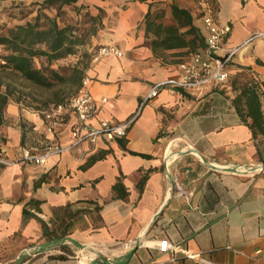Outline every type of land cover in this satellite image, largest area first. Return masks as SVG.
<instances>
[{
  "label": "crops",
  "instance_id": "1",
  "mask_svg": "<svg viewBox=\"0 0 264 264\" xmlns=\"http://www.w3.org/2000/svg\"><path fill=\"white\" fill-rule=\"evenodd\" d=\"M81 2L98 20L81 51L113 46L122 53L87 63L98 117L127 121L153 85L178 77L181 63L202 55L204 16L230 29L220 55L238 48L226 65V88L208 82L159 90L123 138L94 146L72 144L69 110L49 133L45 108L9 100L0 126V153L11 161L0 166V264L61 239L20 264L115 263L136 243L126 264H264V134L253 135L242 101L235 103L244 85L255 84L264 115V0ZM173 5L190 13L202 36L196 52L151 45L156 36L145 32V15L155 25H174ZM79 53L58 63L74 65ZM48 144L65 150L43 165L21 160V148L41 153Z\"/></svg>",
  "mask_w": 264,
  "mask_h": 264
},
{
  "label": "trees",
  "instance_id": "2",
  "mask_svg": "<svg viewBox=\"0 0 264 264\" xmlns=\"http://www.w3.org/2000/svg\"><path fill=\"white\" fill-rule=\"evenodd\" d=\"M32 5L30 11H25L20 4L15 5L8 10V21L0 19V88H3L0 89V126L8 101L14 98L22 101L21 95L16 96L18 91L10 80L16 79L28 87L48 92L50 98L45 101L44 108L63 104L80 90L87 63L95 52L83 54L86 63L81 67L78 63H58L77 54L81 47L90 43L95 33L98 20L90 15L87 4L81 0H42L33 1ZM171 14L175 24L165 27L150 21L148 12L145 15V32H153L156 36L151 45L163 49L187 47L196 52L202 45V36L192 24L190 13L173 5ZM183 28L185 31L180 32ZM5 73L7 76L2 75ZM259 96L258 87L249 84L242 87L235 99V103L242 101L243 116L251 119L249 127L253 135L264 134ZM2 140L0 138V142Z\"/></svg>",
  "mask_w": 264,
  "mask_h": 264
},
{
  "label": "built area",
  "instance_id": "3",
  "mask_svg": "<svg viewBox=\"0 0 264 264\" xmlns=\"http://www.w3.org/2000/svg\"><path fill=\"white\" fill-rule=\"evenodd\" d=\"M203 25L206 30L204 38V48L202 55L193 54L190 62H183L179 66V75L176 78H169L153 85L146 96L143 98L140 107L127 121L121 123H110L104 118L97 116V104L87 90L89 79L84 76L81 88L77 94L70 97L67 102L58 105H51L41 110V114L46 121V131L52 133L64 121V113L69 110L74 115V123L69 130V136L73 145L87 143L94 146L100 138L107 141H114L123 138L129 126L136 119L142 105L149 99L156 97L159 90H166L169 93L178 89L196 88L205 85L208 82L216 87L226 88L228 72L226 65L231 56L238 49L232 48L226 53L220 55L222 49V39L228 34V26H219L215 24L211 16H204ZM259 35H254L249 40ZM114 54L121 56L122 53L113 46H100L92 55L91 61L95 62L103 56ZM106 99H101L105 103ZM96 119L97 124L91 122ZM65 149L56 144H48L41 153H34L29 148L20 149V158L22 161L30 162L35 165H43L47 159L54 154H59ZM11 161L6 159L0 153V166H7ZM183 196L186 193L180 189Z\"/></svg>",
  "mask_w": 264,
  "mask_h": 264
},
{
  "label": "rangeland",
  "instance_id": "4",
  "mask_svg": "<svg viewBox=\"0 0 264 264\" xmlns=\"http://www.w3.org/2000/svg\"><path fill=\"white\" fill-rule=\"evenodd\" d=\"M33 1L40 2L42 0H0V19H1V21H8L9 20V17L7 16L8 10L13 9L15 5L20 4L21 5L20 7L25 9V11H28V10L30 11V9L32 10ZM82 49H83V47H81L79 49V51H81ZM0 51H1V48H0ZM79 51H78V53H79ZM84 53H87V52L81 51L79 53V56L81 57V59H79L77 63L80 65V67L86 63V59H85V57H83ZM69 61L70 62L64 61V62H62V63L60 62V63L61 64H70L74 61V59L73 60L70 59ZM2 75L7 76L6 73L2 74ZM0 76H1V74H0ZM5 81H7V80H5ZM10 82L12 83V86L15 87L16 91H18L16 93V96L21 95V99H22L21 103L23 105L29 107V108H31V107H33V108H35V107L44 108L45 107L44 106L45 101H47L50 98V94L48 92H44V91L36 89L34 87H28L24 82H20L19 80H16V79L10 80ZM0 89H3V88H0ZM14 100H15V98H14ZM49 105H51V104H49ZM114 251L115 250L107 252V254H111ZM109 257H111V259H114V257H112V256H109Z\"/></svg>",
  "mask_w": 264,
  "mask_h": 264
},
{
  "label": "water",
  "instance_id": "5",
  "mask_svg": "<svg viewBox=\"0 0 264 264\" xmlns=\"http://www.w3.org/2000/svg\"><path fill=\"white\" fill-rule=\"evenodd\" d=\"M69 240H70V239H69ZM64 241H65V239H61V240H57V241H54V242L46 243V244L41 245L40 247L35 248V249L25 250V251H23V252L21 253V255L19 256V259L17 260L16 264H20L22 258H23L26 254L30 253V252L33 251V250L37 251V250H39L41 247H47V246H51V245H54V244L63 243ZM137 246H138V243L135 244L134 248H133L131 251H129V253L127 254V256H125L123 259H121V260H119V261H117V262H115V263H109L108 261H104V263H105V264H126L127 261L129 260L130 256L132 255L134 249H135Z\"/></svg>",
  "mask_w": 264,
  "mask_h": 264
},
{
  "label": "bare ground",
  "instance_id": "6",
  "mask_svg": "<svg viewBox=\"0 0 264 264\" xmlns=\"http://www.w3.org/2000/svg\"><path fill=\"white\" fill-rule=\"evenodd\" d=\"M142 244H143V245H147V244H149V242H148V241H143ZM128 246H129V245H128ZM126 247H127V246H126ZM128 248H129V247H128ZM128 248H127V249H128ZM78 264H82V263H78Z\"/></svg>",
  "mask_w": 264,
  "mask_h": 264
}]
</instances>
